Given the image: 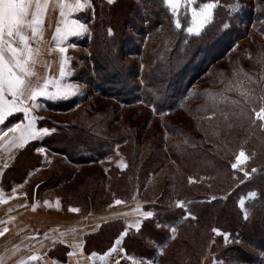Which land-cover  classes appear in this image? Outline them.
Instances as JSON below:
<instances>
[{"label": "trees", "instance_id": "obj_1", "mask_svg": "<svg viewBox=\"0 0 264 264\" xmlns=\"http://www.w3.org/2000/svg\"><path fill=\"white\" fill-rule=\"evenodd\" d=\"M92 4L94 12L83 10L78 18L90 31L84 39H91L88 59L96 81L83 69L80 74L100 96L116 104L141 102L161 121L143 142L149 118L137 125L130 119L123 131L107 128L111 120L105 116V121L99 116L50 125L55 129L53 137L47 141L43 137L46 142L42 143L73 164H98L116 144L128 142L131 150L125 168L108 169L105 174L125 178L115 193L120 186L125 188V193H118L121 197L136 191L147 198L143 208L154 213L140 220L139 228L126 229L120 219L104 222L96 233L85 237V250L105 251L126 229L121 245L125 255L141 258L139 264L149 260L201 264L208 252L212 264H264V121L252 111L264 105L260 99L264 97V68L234 62L231 52L237 29L231 23L227 29L222 27L227 18L218 15L220 7L196 35L185 31L186 16L185 21L179 18L182 27H175L163 0H114L112 4L92 0ZM143 38L158 44L143 49L138 43ZM127 56L139 57L141 67ZM224 60L231 62V69L215 67ZM201 79L209 84L198 87ZM177 113L186 115L191 125L180 123L179 118L167 120ZM241 148L251 156L249 167L256 169L248 179L231 166ZM68 177L59 175L54 183ZM247 192L255 195L241 209L237 199ZM197 229L196 246L186 243L173 251L185 233ZM128 263L126 257L119 260V264Z\"/></svg>", "mask_w": 264, "mask_h": 264}, {"label": "rangeland", "instance_id": "obj_2", "mask_svg": "<svg viewBox=\"0 0 264 264\" xmlns=\"http://www.w3.org/2000/svg\"><path fill=\"white\" fill-rule=\"evenodd\" d=\"M200 2H207V0H200ZM218 2V7H220L217 11L219 13L218 15L221 17H226L227 19H225L226 21H224V23H231L235 29H237L236 35L233 38L234 44L231 52V56L234 57V62L239 61L241 64L250 68H256L257 66L264 68V0H238L241 7L231 14H229L226 6L236 2V0H218ZM216 9L214 10V13ZM185 10L187 11L184 5H181L178 18L182 17L181 19L183 20L186 18L184 15ZM113 11L116 13L118 11V7H115ZM56 12V9H49L47 13L48 15L45 17L47 21L45 20L44 30H47V28L53 30L54 23H52V21H56ZM80 15L81 12L74 13L73 17L79 19L78 17ZM79 20L83 23L81 19ZM186 20H188V27L191 23L190 16H187ZM187 27H185V31ZM89 32L90 31L88 28L87 31L81 32L78 35L68 36L67 40L63 41L62 44L59 45L67 48L66 56L70 61V67L68 69L69 75L64 82L65 86H67V84L70 82L71 85L78 88V90L75 91V94H70L66 99H49L47 97H37L36 103L39 104L40 107L35 108L33 113L34 115L44 118L42 120H38L39 125L41 127L43 126L51 129L50 125L53 123L63 125L66 123L82 120L81 118L96 119L97 117L100 118L99 116H103V118L105 116V118L111 120L107 128L112 131H123L126 121H130L131 119V123L137 125L143 121L145 122L146 118H149L150 126L149 129L146 130L141 142L150 139V131H152L155 125H159L161 121L159 115L152 113L151 107L145 106L141 102L131 105L116 104L111 98L100 96V93L96 91V89L92 88L93 85L91 86V84L87 83L86 80H88V78L82 75V73L80 74V70L83 69L87 72L91 80L94 82L96 81V77H94L91 70V62L88 59V46L91 44V39H84L85 37L89 36ZM127 34L134 35L130 31H128ZM138 43H140L143 49L146 50L149 48H154L158 44L157 41L146 42L145 38L141 39ZM59 46L53 42V37L49 39V48L53 52L51 57L55 67L59 66V61L62 55L58 51ZM125 59L137 62V64L140 61L139 57L137 56H127ZM139 66L141 67L140 63ZM228 66H231V62L227 63V61L224 60L217 63L215 67L218 69H224L228 68ZM134 81L140 82L138 78H136ZM106 84L108 83L104 82L105 86ZM196 84L201 88L207 86L209 83H207V79L206 82L205 79H201ZM50 91H54V89L51 87ZM68 91L71 92L72 89H68ZM72 102L73 104L71 105ZM68 104L69 107H64ZM177 115L178 116L175 115V117L167 116V120L170 121L173 120L172 118H179L180 123H187L191 125V121L186 117V115L183 113H177ZM44 137L47 141V139L53 136L50 133ZM46 141L45 139H42L41 142ZM130 150L131 147L129 146L128 142L124 144L118 143L114 146L112 152L98 164L81 165L80 168H76L75 166L68 164L63 165L62 162L55 161L52 163L46 173L36 176L32 183L45 181L43 188H47L53 184L59 175H69L68 180L61 182V184L58 186L61 192L62 201L65 204H75L79 206L83 216L84 214L94 212L98 215V220L100 219L99 214H101L102 217L110 218L113 216V218H115V215H120V220L126 222L128 226H131L129 228H133L135 227L137 221L140 223V220L145 218L142 213L152 211V209L145 210L143 208V204L147 203V198H141L136 191L133 192L132 195L127 194V198L121 197L118 193L120 191L125 193V188L123 189L120 186V191L118 193L115 192L117 191V187L119 188V185L125 182V178L117 180V173H110V175L105 174V170L108 169L109 171L112 169L115 171H121L124 169L127 159L126 155L129 156ZM239 150H237L236 154L234 155L231 164L236 163L235 157L238 155ZM245 154L248 159L244 160L243 163H240L237 168H232L235 171L242 172L241 174L248 179L251 176L250 172L253 168L249 167V164L251 163V156L247 154V152H245ZM56 156L58 155L56 154ZM57 158H59V156ZM33 159L34 157L31 155V153L26 151L22 154L21 158L19 157L17 159V163H15L16 169L18 171L23 170L25 165L30 162L28 160ZM241 169H243V171ZM245 172L249 173L247 177L245 176ZM249 193L254 192H247L245 195L237 199V205L241 209H244L245 201L252 197L249 196ZM92 197L94 198L92 199ZM117 200L121 201L122 203H115ZM122 216L126 217V219H122ZM126 220H128V222ZM101 222L102 223L100 224L104 223L103 220ZM199 230L200 229L193 231L192 234L188 233L189 235L185 233L181 241L175 243L173 251L175 249H180L186 243H188L190 247L196 246L194 239L196 238L195 236ZM171 232L173 233V230H171ZM110 256L111 258L108 259L107 263H109L111 259L115 260L120 256H123V252L119 251V248H117V251L110 254ZM124 256L126 258L132 257V259L128 258L130 261L128 264L140 263L141 258H138L135 255L131 256L124 254ZM212 258L213 257L209 252L206 253L202 258L201 264H212ZM149 261H151V264H155L153 260Z\"/></svg>", "mask_w": 264, "mask_h": 264}, {"label": "crops", "instance_id": "obj_3", "mask_svg": "<svg viewBox=\"0 0 264 264\" xmlns=\"http://www.w3.org/2000/svg\"><path fill=\"white\" fill-rule=\"evenodd\" d=\"M56 11V21H52L55 29L56 24L62 23L59 10L56 9ZM45 20L47 21V19ZM54 28L53 30L48 28L44 30L43 28L42 39L32 42L33 47L39 49L34 71L41 77L45 75L58 76L59 66L55 67L51 57L53 52L49 51V39L53 37ZM32 114L34 115V113ZM21 120H23V113L18 112L9 115L4 123L0 124V130L4 132V136H0V190H2L3 197V202H0V221L4 222L0 224V231L4 227L8 228V231L0 236V264H20L21 261L24 264H116V261L125 257L121 245L123 237L121 233L131 226L124 222L126 229L113 240L111 246L105 251H86L84 248L85 237L96 233L102 220L106 222L121 219L120 215L110 218L102 217L99 214V220L97 219L98 215L94 212L83 216L79 206L65 204L62 201L58 187L61 183L53 182L47 188H43L45 181L32 183L36 176L46 173L55 161L76 168H80L81 165L69 162L63 155L45 146L41 142L45 135L29 140L22 147L19 144L13 146L12 141L9 140L13 133L9 129ZM36 127L45 128L41 127L38 121ZM39 149H43V151H39ZM26 151H29L34 159L28 160L30 162L27 161L28 164L24 169L18 171L15 163ZM13 188H15V193H13ZM46 201L47 203H45ZM72 208L78 209V211H71ZM123 218L126 219L122 216ZM126 221L128 222V220ZM118 237V248L119 251L121 248L123 249L121 251L123 256L115 260L111 259L107 263L111 256L105 257L104 254L117 242ZM75 242H79L82 247L75 248ZM69 252H75V255L69 257L67 255ZM93 253L96 255L93 256ZM31 256H36L38 259L30 260Z\"/></svg>", "mask_w": 264, "mask_h": 264}, {"label": "snow or ice", "instance_id": "obj_4", "mask_svg": "<svg viewBox=\"0 0 264 264\" xmlns=\"http://www.w3.org/2000/svg\"><path fill=\"white\" fill-rule=\"evenodd\" d=\"M114 0H107L108 4H112ZM164 4L169 7L173 13L174 24L176 28H181L182 23L178 18L181 5L187 9L185 16H190L191 23L186 31L189 34L199 35L201 29L205 27L210 21L214 19V10L219 6L218 0H207V2H200V0H163ZM229 14L238 10L241 5L238 0L226 6ZM50 8L58 9L59 16L62 23H58L53 34V42L58 46L63 41L67 40L68 36L78 35L81 32L87 31L88 27L79 19L73 17L74 13L81 12L86 9H93L92 0H0V124H3L9 115L15 113H23V120L14 124L9 131L13 133L9 137L13 146L19 144L23 146L29 140L40 138L44 135L54 132L55 129L37 128L36 122L44 119L33 115V110L40 107L36 103L37 97H47L49 99H66L70 94H75L78 90L69 82L65 86V80L69 75L70 61L66 56L67 48L59 46L58 51L61 55L59 61L58 76L45 75L39 76L34 71L36 64V56L39 53L38 48L33 47V41H39L43 37V28L45 24V17ZM222 27L227 29L228 23H223ZM109 35L112 34V29L108 28ZM51 51V49H49ZM50 86L54 91H50ZM68 89H72L71 92ZM214 100V97L210 96ZM264 101V97L260 98ZM256 118L264 121V105L259 111L252 110ZM264 127V124H261ZM0 136H4L3 130H0ZM43 151V149H39ZM243 148L239 150L236 155V163L232 164L233 168H237L240 163L247 160ZM243 171V169H241ZM256 169L253 168L252 172ZM249 173L245 172L247 177ZM15 193V188H13ZM255 193H249V196H254ZM11 199V197H9ZM0 202H3L2 190H0ZM47 203V201L45 202ZM115 203L120 204L121 201L117 200ZM178 206H183L182 201H177ZM35 208V205L33 206ZM71 211H78L72 208ZM136 211V210H134ZM145 217H152V211L142 213ZM0 221V224H3ZM135 227L139 228L140 224L137 221ZM8 231L4 227L0 231V236ZM173 231L175 229L173 228ZM213 231H218L213 229ZM127 232L121 233L126 235ZM119 245V237L117 242L104 254L108 256L117 251ZM75 248H81L79 242L74 243ZM120 251H123L121 248ZM69 257L75 255V252H69ZM93 256L96 254L93 253ZM264 255V253H261ZM132 259V257H128ZM30 260H37L38 257L31 256ZM20 264H24L23 261ZM119 264V261H116ZM151 264V261L148 262Z\"/></svg>", "mask_w": 264, "mask_h": 264}]
</instances>
